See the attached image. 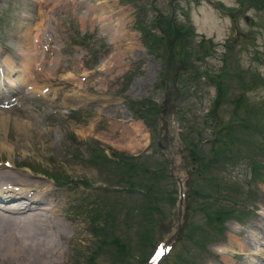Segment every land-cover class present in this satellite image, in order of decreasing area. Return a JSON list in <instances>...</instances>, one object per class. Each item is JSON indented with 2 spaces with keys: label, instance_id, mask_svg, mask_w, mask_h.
<instances>
[{
  "label": "rangeland",
  "instance_id": "obj_1",
  "mask_svg": "<svg viewBox=\"0 0 264 264\" xmlns=\"http://www.w3.org/2000/svg\"><path fill=\"white\" fill-rule=\"evenodd\" d=\"M251 1L0 0V54L16 70L17 82L7 79L18 100L0 109V172L65 198L60 264H112L111 240L133 247L131 264H145L159 242L170 249L161 264H264V7ZM165 21L189 22L195 41L180 49L176 38L173 53L166 35L157 38ZM248 116L251 131L239 126ZM164 118L173 136L166 150L152 141L140 153L136 134L157 139ZM180 136L193 142L185 160ZM169 159L187 166L189 200L176 216L177 184L175 194L173 183L138 167L166 168ZM159 180L158 202L122 189ZM236 216L245 218L227 221Z\"/></svg>",
  "mask_w": 264,
  "mask_h": 264
},
{
  "label": "bare ground",
  "instance_id": "obj_2",
  "mask_svg": "<svg viewBox=\"0 0 264 264\" xmlns=\"http://www.w3.org/2000/svg\"><path fill=\"white\" fill-rule=\"evenodd\" d=\"M61 198L47 184L0 172V264L62 263L66 251L60 242L64 226L58 212L65 202Z\"/></svg>",
  "mask_w": 264,
  "mask_h": 264
},
{
  "label": "trees",
  "instance_id": "obj_3",
  "mask_svg": "<svg viewBox=\"0 0 264 264\" xmlns=\"http://www.w3.org/2000/svg\"><path fill=\"white\" fill-rule=\"evenodd\" d=\"M180 22H170V21H165V24L162 25L163 26V30H165V34L163 36H159L157 37L158 40L160 42H162L161 40L163 39V37L166 35L169 39V41L167 42L168 43V47H170L171 51H173V53H175V51L178 50V45L174 42L175 39L177 38L179 40V48L181 49V46L183 47L184 46V42H185V39H187V43H189L191 41L190 37H192V33H193V28H191L190 26H187V25H178ZM170 37V38H169ZM190 39V40H189ZM188 53L187 51H185V54ZM185 54H180V55H185ZM176 56L178 57V55L176 54ZM176 72V71H175ZM175 77L179 76V74H174ZM222 89V94H224V92H226V90H224L223 88ZM220 92V93H221ZM243 96H240L239 97V101L238 102V105H241L243 104L241 98ZM249 112H252L254 111L253 108L252 109H248ZM253 113V112H252ZM252 113H250L252 115ZM258 114H261V111L258 112ZM146 122L148 124H150L149 121L146 120ZM253 120L251 119V116H248L245 120L244 119H241V122L239 124L240 128H245V130L247 131H251L252 130V125H253ZM230 134H232V132H229ZM232 137V135H231ZM237 140V138L234 136L232 137V140ZM231 140V141H232ZM245 142L247 143V145L250 146L251 143H253V139L252 140H245ZM192 140H184V145H186V150H189L190 147H192ZM129 184H131V182H128ZM127 183V184H128ZM149 197V196H148ZM148 200V199H147ZM151 212H153V210H150ZM149 211V212H150ZM150 212V213H151ZM148 213V215L150 214ZM223 214H220V213H215L214 214V217L215 220H218V221H221L223 218ZM187 237V236H186ZM142 243L143 245L148 246L149 244H151L152 242H149V237H145V239L142 240ZM111 244L113 245V250H114V253L116 252V255L113 256V260H112V264H131V262L129 261L128 257H130L132 259V252L131 250L133 249L132 246H129V245H124L123 243L119 244V242H117V240L115 242H113V240H111ZM90 262L92 261L93 262V256H91L89 258ZM181 261L183 262H188V263H193V262H190L188 261L186 258L182 259Z\"/></svg>",
  "mask_w": 264,
  "mask_h": 264
},
{
  "label": "water",
  "instance_id": "obj_4",
  "mask_svg": "<svg viewBox=\"0 0 264 264\" xmlns=\"http://www.w3.org/2000/svg\"><path fill=\"white\" fill-rule=\"evenodd\" d=\"M163 113H165V111H163ZM163 124H165V125H166V122H165V121H163ZM158 145H159L160 147H162L159 141H158ZM162 148H163V147H162Z\"/></svg>",
  "mask_w": 264,
  "mask_h": 264
}]
</instances>
